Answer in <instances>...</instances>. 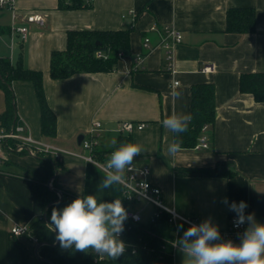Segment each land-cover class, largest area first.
I'll return each mask as SVG.
<instances>
[{
  "label": "crops",
  "instance_id": "0c3cea01",
  "mask_svg": "<svg viewBox=\"0 0 264 264\" xmlns=\"http://www.w3.org/2000/svg\"><path fill=\"white\" fill-rule=\"evenodd\" d=\"M59 1L16 0L20 10L39 12L45 18L44 24L29 25L25 41L13 34L10 12H0V23L9 28L0 32V57L16 62L22 55L27 67L43 71L48 103L57 116V134L42 135L40 104L29 82L13 83L17 119L26 121L36 137L81 154L86 150L79 135H88L93 123L101 121L97 158L99 153L114 150L121 134L131 135L132 143L142 150L133 163L150 166L151 180L161 188L165 204L181 215L198 224L210 218L223 231L236 216L223 203L227 197L228 204L246 202L245 214H254L257 222L264 223V101L240 90L242 73L264 72V0H93L89 5L83 2L80 7L63 8ZM233 7L255 8L254 32L226 31L227 11ZM154 24L159 28L172 25L182 34L175 48V72L165 67V50L156 46L160 32L149 30ZM78 29H130L129 51L118 58L112 71L54 79L52 53L67 49L68 32ZM147 35L153 48L136 68L135 59L146 50ZM207 65L211 71L203 70ZM204 82L214 83L216 92L217 116L208 129L209 147L182 148L169 154L174 133L162 121L173 113L191 114L192 86ZM175 92L181 95L176 97ZM5 109V92L0 88V115ZM122 121L146 122L147 126L122 133L118 130ZM56 161L50 181L58 191L114 201L118 183L98 191L108 173L97 164L64 153ZM222 161L236 173L229 177L178 175L174 169L212 167ZM29 172H42L38 157L17 154L0 164V264H23L19 242L28 249L27 264H43L36 253V238L11 231L16 224L30 227L44 214L33 198ZM125 174L126 169L122 177ZM183 260L177 250L174 264H183Z\"/></svg>",
  "mask_w": 264,
  "mask_h": 264
},
{
  "label": "trees",
  "instance_id": "16d2710c",
  "mask_svg": "<svg viewBox=\"0 0 264 264\" xmlns=\"http://www.w3.org/2000/svg\"><path fill=\"white\" fill-rule=\"evenodd\" d=\"M69 1V3H66ZM82 0H60L59 7H80ZM89 5V3L87 4ZM7 25L0 23V32L7 31ZM256 30V10L254 7H233L227 11L226 31L241 34ZM130 48V29L120 30H90L78 29L68 32V47L62 51H53L51 58V76L54 79L67 78L79 72L112 71L117 67L119 53L128 52ZM106 54L99 57L98 52ZM14 82H29L33 84L41 110V132L43 136L53 137L57 134V116L48 103L44 88L42 70L32 69L25 65L20 55L16 62L9 57H0V88L5 92L6 109L0 115V125L10 127L17 119L16 99L13 90ZM240 90L252 93L257 101H264V72H245L240 77ZM215 85L212 82L196 83L191 90L192 120L188 130L179 136L174 133V140L182 141V148H194L198 143L202 129L206 124L214 125L217 116ZM132 143L131 135L121 134L117 146L122 143ZM112 151H107L110 154ZM100 159H107L105 153L98 154ZM42 172H29L32 179V195L44 214L31 223L30 233L36 238L39 255L43 264H172V247L169 241L174 237L176 227L169 221V214L162 212L153 221L133 224L128 219L124 222V233L130 247L119 259L108 258L105 261H95L93 251L79 252L74 248H61L56 240L57 233L50 230V217L53 208L62 210L78 195L62 191L60 198L58 188L50 187L48 182L57 170L54 156L41 154ZM178 175L196 176H232L235 170L226 161L212 167L183 166L175 167ZM121 199L126 210L129 203L123 194V187L117 184L114 200ZM182 225V227H180ZM180 232L188 226L181 222L177 227ZM133 246L136 252H133ZM164 246V248H163ZM21 262L27 264L29 254L23 243L19 242Z\"/></svg>",
  "mask_w": 264,
  "mask_h": 264
},
{
  "label": "clouds",
  "instance_id": "9594fccd",
  "mask_svg": "<svg viewBox=\"0 0 264 264\" xmlns=\"http://www.w3.org/2000/svg\"><path fill=\"white\" fill-rule=\"evenodd\" d=\"M180 95L179 92L174 93L176 97ZM191 120V114L173 113L162 123L179 136L188 130ZM112 145H116L115 140ZM181 150L182 141L179 139H175L168 148L169 154L173 155ZM141 151L139 145L130 142L115 147L107 161L109 172L100 182L98 191L119 183L125 169H131L134 157ZM223 203L236 213V227L248 223L241 242L235 244L227 240L213 243L221 240V234L218 225L213 224L210 218L198 225L192 224L174 243L183 253V264H264V223L257 222L254 214H245L247 204L244 201L228 204L225 197ZM127 218L128 212L121 199L106 202L98 200L97 195H88L76 198L62 210L54 207L48 226L57 233L56 240L61 248H74L79 252L91 249L98 255L116 260L126 251L125 243L119 236L124 231Z\"/></svg>",
  "mask_w": 264,
  "mask_h": 264
},
{
  "label": "built area",
  "instance_id": "2783aa9c",
  "mask_svg": "<svg viewBox=\"0 0 264 264\" xmlns=\"http://www.w3.org/2000/svg\"><path fill=\"white\" fill-rule=\"evenodd\" d=\"M86 3H91L93 0H82ZM9 11L11 14V29L13 34H17L21 41H25L29 33V25L32 23L44 24L45 18L42 13L39 12H26L20 10L16 5V0H0V12ZM151 31L160 32V38L156 46L162 47L165 50V67L168 71L175 72V48L177 44L182 41L181 32L172 25H165L159 28L157 25H152L150 27ZM144 46L146 50L139 52L135 59L134 66L138 68L142 66L147 56V53L153 48L151 42V37L147 35L144 38ZM125 52H120L119 57L124 55ZM99 57H106L105 53L98 52ZM204 71H211L212 66L207 65L203 69ZM178 83V82H176ZM147 126L146 122H136V121H122L119 123L118 130L122 133H132L136 129H143ZM103 125L101 121H95L91 127L88 135H84L81 141V146L86 150V153H76L68 149H64L53 145L43 139L36 137L28 123L23 119H16L15 122L7 127L5 125H0V164H5L10 161L13 156L17 154H27L30 156L38 157L41 154L51 155L55 158L59 157L61 154H72L85 158L86 160L97 164L105 172H109L107 168V161L110 154L106 153L107 159L101 160L97 158L96 151L101 145L100 132ZM210 125L206 124L200 135L198 143L195 145L196 149L208 148L209 147V135L208 129ZM85 145H88L87 147ZM151 168L149 165L137 166L135 163L132 164L131 169H126L125 176L122 177L119 182L123 187V194L125 199L129 203L128 220L133 224L144 223L142 213L147 205L153 207L149 221H153L158 217L163 211L169 214V221L172 225L176 227L174 231V237L169 241L172 247L171 255L174 257L178 250V247L174 246L175 241L179 240L184 232H180L177 228L181 222L185 223L188 227L192 224H197V221L193 218L185 217L181 215L174 207H170L165 204L163 200L161 188L153 183L151 180ZM50 187H53L52 181L48 182ZM146 186V187H145ZM62 191H58L60 195ZM140 201L145 202L146 205L138 207L136 206ZM237 216H233L230 219L228 227L220 231L221 240L227 241L231 240L235 244H239L241 235L248 227V223L236 227L234 221ZM14 235H22L24 233H30L29 227L14 225L11 229ZM119 238L125 243L126 250L130 247V242L127 241L124 231L120 234ZM164 248V246H163ZM133 252H136V247L133 246ZM95 261H105L109 257L106 255L101 256L93 251Z\"/></svg>",
  "mask_w": 264,
  "mask_h": 264
},
{
  "label": "rangeland",
  "instance_id": "374dc122",
  "mask_svg": "<svg viewBox=\"0 0 264 264\" xmlns=\"http://www.w3.org/2000/svg\"><path fill=\"white\" fill-rule=\"evenodd\" d=\"M146 205L145 202L140 201L136 206L141 207ZM153 207L151 205H147L145 210L142 213L143 221L148 222L152 213Z\"/></svg>",
  "mask_w": 264,
  "mask_h": 264
},
{
  "label": "water",
  "instance_id": "95a60500",
  "mask_svg": "<svg viewBox=\"0 0 264 264\" xmlns=\"http://www.w3.org/2000/svg\"><path fill=\"white\" fill-rule=\"evenodd\" d=\"M84 138V135H79V137H78V140H79V142L81 143V141H82V139ZM63 197V194L61 193L60 194V198H62ZM46 215V213H44V216ZM58 242V241H57ZM39 246H40V244H38L37 245V248H36V253H37V255L40 257V259H44L45 260V258H42L40 255H39V252H38V250H39Z\"/></svg>",
  "mask_w": 264,
  "mask_h": 264
}]
</instances>
